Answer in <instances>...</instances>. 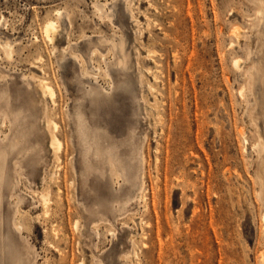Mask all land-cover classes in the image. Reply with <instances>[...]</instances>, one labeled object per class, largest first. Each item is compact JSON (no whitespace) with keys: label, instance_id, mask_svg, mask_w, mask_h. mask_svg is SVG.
Masks as SVG:
<instances>
[{"label":"rangeland","instance_id":"1","mask_svg":"<svg viewBox=\"0 0 264 264\" xmlns=\"http://www.w3.org/2000/svg\"><path fill=\"white\" fill-rule=\"evenodd\" d=\"M257 2L0 0V264H264ZM99 38L126 43L125 69L105 73Z\"/></svg>","mask_w":264,"mask_h":264},{"label":"bare ground","instance_id":"2","mask_svg":"<svg viewBox=\"0 0 264 264\" xmlns=\"http://www.w3.org/2000/svg\"><path fill=\"white\" fill-rule=\"evenodd\" d=\"M252 1H256V0H252ZM258 2L257 3H260V4H262V6H264V3L262 2V0H257ZM95 7H96V11L99 13V15L101 16V17H106V18H108V19H110V16H109V13L105 10V5H98V4H96L95 5ZM55 16H56V18L54 19V20H49V21H46L45 23H44V27H43V32H44V35H45V37H46V40L50 43V44H53L57 39H58V37H59V34H60V21H61V19H62V16H63V12L62 11H58V12H56V14H55ZM256 18H257V21H258V23H257V26L259 25V23L262 21V19H264V7H258L257 8V10H256ZM66 20V19H65ZM262 28V27H261ZM258 30V29H257ZM234 33V32H233ZM238 35V34H237ZM237 38V37H236ZM67 39V38H66ZM99 43H100V45H107L108 47H107V52H110L111 54H112V58L109 60V61H107V60H103V62L105 63V67H106V70H105V73L108 75V73H109V69L110 68H113V67H116V68H122V69H125L126 68V64H127V56H126V54H125V52H124V46H125V42H123V40L121 39L118 43L116 42V40H114V39H111V40H108V39H106V38H99ZM125 43V44H124ZM2 48H3V51H4V53H5V56L8 58L10 55H11V47H10V45H2ZM55 52H56V55H55V58H56V62H57V64L59 65V66H61L62 64H64L65 62H64V60L66 59V54H65V50H63V49H60V50H58V49H55ZM54 52V53H55ZM74 52H76V51H74ZM93 52V51H92ZM93 53H95V52H93ZM93 53L91 54V55H93ZM77 55H74V54H71V58L72 59H76L77 60ZM79 59V58H78ZM240 61V60H239ZM64 62V63H63ZM78 62V61H77ZM235 64H236V66L237 67H239V63L238 62H236L235 61ZM250 69H260V68H257L256 66H252V68H250ZM117 70V69H116ZM111 71V70H110ZM87 72V71H86ZM85 73V72H84ZM138 73H139V71H138ZM85 75V77L87 76L88 77V74L87 73H85L84 74ZM90 76V75H89ZM109 76V75H108ZM110 78V77H109ZM112 78V77H111ZM117 78H118V76H117ZM116 78V79H117ZM111 80V79H110ZM118 81V80H117ZM141 82V81H140ZM38 87H39V89H40V95L43 97V98H46V97H48L52 102H53V100H54V98H55V90L53 89V87L51 86V85H49V84H47L45 81H41V82H39L38 83ZM114 87V86H113ZM112 88V87H111ZM243 92V91H242ZM241 96V95H240ZM110 97V96H109ZM98 100V99H97ZM53 104V103H52ZM98 104V103H97ZM54 105V104H53ZM115 116V115H114ZM114 116H113V118H114ZM109 120V119H108ZM110 121V120H109ZM81 122H83V120H81ZM107 123H108V121H106ZM103 125H105V123L102 121L101 122ZM49 125H52L54 128L56 127V124L55 123H53L52 121H49V122H47L46 123V128L48 129V127H49ZM113 130H111V129H109V131L107 132V133H109V132H113V133H116V129H115V127L113 126ZM54 130V129H53ZM53 132H55V130L53 131ZM111 132V133H112ZM111 137V136H110ZM49 138H50V140H49V146H50V152H51V154H52V158L53 159H56V160H58L59 161V159H57V153L62 149V143H61V141L58 139V138H56L51 132H49ZM106 139L107 140H105V141H108V139H112V137L111 138H109L108 136H106ZM121 144V143H120ZM262 141L260 140V142L257 144V145H254L255 146V149H257V150H260L261 151V149H262ZM245 150V149H244ZM259 152V151H258ZM260 154V153H259ZM57 161V162H58ZM56 162V161H55ZM58 168V167H57ZM118 168V166H116V169ZM72 170V169H71ZM259 172V171H258ZM57 173V172H56ZM261 173H263V174H261L260 176H259V180H260V182H261V185H264V169H262V171H261ZM53 177H55V173L54 172H51L50 174H49V178L50 179H52ZM262 187V186H261ZM262 188H264V187H262ZM41 199H42V203L44 204V205H46L47 204V202H48V195L47 194H42L41 195ZM21 201V199L19 198V200H18V203ZM128 203H129V199L128 198H126L125 200H123L122 202H118V200H114V201H112L111 202V204L108 206V207H106L104 210L106 211V212H110L111 214L112 213H114V207H115V204L116 205H118L119 206V209L117 210V211H119V210H121V209H124L127 205H128ZM85 211H87L86 209H85ZM74 227H75V229H76V231H79L81 228H82V226H81V223H79L78 221H76L75 222V224H74ZM12 229L15 231V232H17L19 235L21 234V231H22V229H23V227H22V225L21 224H14L13 226H12ZM8 242L9 243H12L13 241H12V238H11V236H10V234H8ZM22 242H24V240H23V238H22ZM21 243V242H20ZM23 244V243H22ZM27 246V245H26ZM15 247H18V246H15ZM28 248V251H29V249H30V247H26V249ZM22 249H24L25 250V247L24 248H22ZM26 251V250H25ZM27 251V252H28ZM30 252H32V250L30 251ZM35 252V251H34ZM29 253V252H28ZM36 253V252H35ZM27 254V253H26ZM33 254V253H32ZM15 255H16V258H17V260H20V255H22L21 254V252H20V250H15ZM29 255V254H28ZM23 256V255H22ZM23 260H25V259H23ZM31 260V259H30ZM262 261V260H261Z\"/></svg>","mask_w":264,"mask_h":264}]
</instances>
